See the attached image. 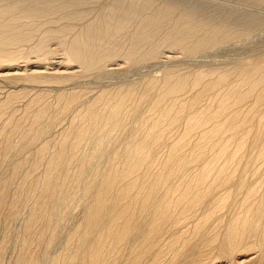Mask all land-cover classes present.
Segmentation results:
<instances>
[{
	"label": "bare ground",
	"instance_id": "obj_1",
	"mask_svg": "<svg viewBox=\"0 0 264 264\" xmlns=\"http://www.w3.org/2000/svg\"><path fill=\"white\" fill-rule=\"evenodd\" d=\"M261 11L0 0V264H264Z\"/></svg>",
	"mask_w": 264,
	"mask_h": 264
},
{
	"label": "rangeland",
	"instance_id": "obj_2",
	"mask_svg": "<svg viewBox=\"0 0 264 264\" xmlns=\"http://www.w3.org/2000/svg\"><path fill=\"white\" fill-rule=\"evenodd\" d=\"M228 5H230V4H228ZM233 6V5H232ZM261 14H263L264 15V11H261L260 12ZM262 35H264V33L262 32ZM262 35H260V37H259V39H261L262 37V39H264V36H262ZM260 44H261V42H259ZM53 68V67H52ZM52 68H50V69H52ZM253 258L252 256H250V255H248V256H243V257H239L238 258V261H239V264H247V262H249V260L251 259V258ZM220 264H222V263H220Z\"/></svg>",
	"mask_w": 264,
	"mask_h": 264
}]
</instances>
